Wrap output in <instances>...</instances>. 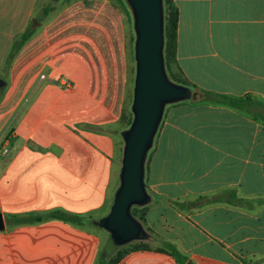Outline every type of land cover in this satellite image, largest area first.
<instances>
[{"label": "crops", "instance_id": "crops-1", "mask_svg": "<svg viewBox=\"0 0 264 264\" xmlns=\"http://www.w3.org/2000/svg\"><path fill=\"white\" fill-rule=\"evenodd\" d=\"M172 1L171 72L201 97L166 106L145 163L149 248L116 264H178L162 241L192 264H264V0ZM39 2L0 0V264H93L108 234L92 220L117 185L127 21L115 0H71L4 71ZM56 209L86 222L5 219Z\"/></svg>", "mask_w": 264, "mask_h": 264}, {"label": "water", "instance_id": "water-1", "mask_svg": "<svg viewBox=\"0 0 264 264\" xmlns=\"http://www.w3.org/2000/svg\"><path fill=\"white\" fill-rule=\"evenodd\" d=\"M123 1L130 13L134 33L132 120L120 131V166L109 209L105 215L92 220L94 226L108 234L102 248L103 256H110L131 242L151 238L131 212L132 207H142L152 201L144 179L148 152L166 106L201 97L192 88L172 81L166 71L163 0ZM3 229L4 221L0 214V230Z\"/></svg>", "mask_w": 264, "mask_h": 264}, {"label": "trees", "instance_id": "trees-1", "mask_svg": "<svg viewBox=\"0 0 264 264\" xmlns=\"http://www.w3.org/2000/svg\"><path fill=\"white\" fill-rule=\"evenodd\" d=\"M49 3L41 5L39 8H36L32 17L30 18L28 24L24 30L18 34L6 54L4 61L3 69L7 71L10 63L12 62L15 55L24 45V43L29 40L42 26L46 18L56 10L54 3L55 1L49 0ZM65 3H69L71 0H64ZM120 6L124 16L127 18L128 22L131 24L130 13L123 0H115ZM164 5V47H163V56L165 68L170 79L176 83L186 85L190 88L195 86L191 85L187 80L181 77L175 76L171 72V66L175 62V51H176V29L178 21V11L172 0H163ZM134 42V36L131 37V43ZM204 96L208 99L213 100L215 103L226 104L240 109H248L251 106H255L258 102L252 101L249 98H230L210 92H203ZM131 100H132V91L129 94V103L124 106L122 115L120 118V124L122 125L118 131L125 129L132 120L131 112ZM121 144V140H120ZM116 187V186H115ZM147 210V205L142 207H132L131 212L133 216L138 219L142 224L145 219V214ZM7 225H20V224H34L49 219H60L65 222L75 224V225H84L86 219L80 215L72 214L63 210H51L43 213H28L23 215H6L5 216ZM162 248L164 252L171 255L178 264H186V257L171 243L162 241ZM149 246L146 242L143 241H134L125 246L117 249L110 256H103L102 249H100L95 257L93 264H116L128 251L131 250H145Z\"/></svg>", "mask_w": 264, "mask_h": 264}, {"label": "rangeland", "instance_id": "rangeland-1", "mask_svg": "<svg viewBox=\"0 0 264 264\" xmlns=\"http://www.w3.org/2000/svg\"><path fill=\"white\" fill-rule=\"evenodd\" d=\"M49 2H50L49 0H40L37 8H39L41 5H43L45 3L47 4ZM65 4L66 3L64 0H59V1H55L54 6L56 9H58V8L64 6ZM124 18L127 21V32H128L127 50H128V60H129V65H130V75L128 78V89H127V97H126V104L128 105L129 94L132 91L133 77H134L133 43H131V37L134 36V33H133V29H132V23L130 24L125 16H124ZM121 148H122V140H121V144L119 147V157H118V160H119L118 165L119 166H120ZM107 237H108V235H107Z\"/></svg>", "mask_w": 264, "mask_h": 264}, {"label": "built area", "instance_id": "built-area-1", "mask_svg": "<svg viewBox=\"0 0 264 264\" xmlns=\"http://www.w3.org/2000/svg\"><path fill=\"white\" fill-rule=\"evenodd\" d=\"M4 151H6V150H4Z\"/></svg>", "mask_w": 264, "mask_h": 264}]
</instances>
